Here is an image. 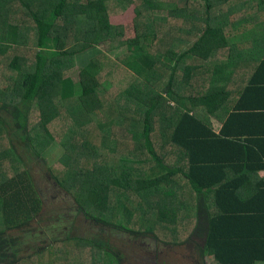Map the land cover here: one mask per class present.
Instances as JSON below:
<instances>
[{
	"label": "trees",
	"instance_id": "1",
	"mask_svg": "<svg viewBox=\"0 0 264 264\" xmlns=\"http://www.w3.org/2000/svg\"><path fill=\"white\" fill-rule=\"evenodd\" d=\"M13 135L59 139L50 170L96 220L264 264V0H0V249L43 207ZM121 263L70 239L14 264Z\"/></svg>",
	"mask_w": 264,
	"mask_h": 264
},
{
	"label": "rangeland",
	"instance_id": "2",
	"mask_svg": "<svg viewBox=\"0 0 264 264\" xmlns=\"http://www.w3.org/2000/svg\"><path fill=\"white\" fill-rule=\"evenodd\" d=\"M168 1L180 3L183 0ZM133 8L134 6H130L125 11L111 16L113 23L124 26L125 37L134 34ZM125 49L121 47L109 54L117 58ZM11 132L19 134L18 130L11 129ZM23 141L22 137L13 135L12 142L16 144L26 162V167L43 200V207L34 222L6 234L9 245L0 249V264H14L23 261L57 242L70 239L88 240L106 250H111L121 256V264L210 263L211 259L208 257L199 258L198 251L194 247L167 246L155 240L151 235H132L123 232L117 226L106 225L96 220L81 209L71 194L62 188L50 170V166L55 165L54 163L63 152L59 139L57 138L56 143H53L41 157H37L27 149Z\"/></svg>",
	"mask_w": 264,
	"mask_h": 264
},
{
	"label": "crops",
	"instance_id": "3",
	"mask_svg": "<svg viewBox=\"0 0 264 264\" xmlns=\"http://www.w3.org/2000/svg\"><path fill=\"white\" fill-rule=\"evenodd\" d=\"M212 121H213L214 129H215L216 131H218V130L220 129V127H221V122H219V121L216 120V119H213ZM259 174H260V175H264V170H261V171L259 172Z\"/></svg>",
	"mask_w": 264,
	"mask_h": 264
}]
</instances>
